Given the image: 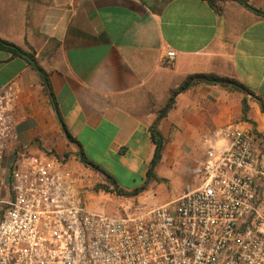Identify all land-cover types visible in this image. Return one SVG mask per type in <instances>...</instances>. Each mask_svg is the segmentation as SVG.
Instances as JSON below:
<instances>
[{
	"label": "crops",
	"instance_id": "obj_1",
	"mask_svg": "<svg viewBox=\"0 0 264 264\" xmlns=\"http://www.w3.org/2000/svg\"><path fill=\"white\" fill-rule=\"evenodd\" d=\"M144 1L45 0L30 27L25 6L24 25L0 30V39L34 52L48 74L63 124L76 142L67 140L36 71L23 58L0 50V91L13 82L20 88L19 145L28 154L66 162L92 178L94 185L107 184L102 173L77 161L81 150L124 193L141 187L128 186L126 177L133 183L136 175L148 186L156 183L146 178L155 151L150 128L186 78L206 74L233 79L264 102V18L230 1L219 5V12L204 0ZM248 2L264 10V0ZM167 51L175 52L171 65L164 60ZM243 98L239 91L205 84L177 95L158 123L164 147L155 176L164 180L161 166H183L194 178L190 186L196 188L206 158L205 141H216L217 129L231 124L261 135L264 114L247 98L246 117L255 126L243 120ZM113 163L123 172H116ZM145 193L106 196L143 204ZM99 203L96 206L102 207ZM98 212L122 216L103 207Z\"/></svg>",
	"mask_w": 264,
	"mask_h": 264
},
{
	"label": "built area",
	"instance_id": "obj_2",
	"mask_svg": "<svg viewBox=\"0 0 264 264\" xmlns=\"http://www.w3.org/2000/svg\"><path fill=\"white\" fill-rule=\"evenodd\" d=\"M19 101L0 91V264H264V131L220 127L198 187L112 216L89 209L84 175L19 145Z\"/></svg>",
	"mask_w": 264,
	"mask_h": 264
},
{
	"label": "trees",
	"instance_id": "obj_3",
	"mask_svg": "<svg viewBox=\"0 0 264 264\" xmlns=\"http://www.w3.org/2000/svg\"><path fill=\"white\" fill-rule=\"evenodd\" d=\"M204 1H206L207 4L211 8L216 10L217 12L220 11L219 5H221L225 2H229V1L235 2V3L239 4L240 6L244 7L245 9L251 11L255 15H257L261 18H264V10L253 7L251 4H249L248 0H204ZM144 2L147 3L149 1L145 0ZM150 8H151V10H154V8H152L151 6H150ZM0 50L10 53L12 57L23 58L26 61V63L33 70L36 71V73L38 74L39 78L42 81V85L44 87V90H45L47 96L49 97L51 106L58 116L59 122L61 124V128H62L67 140L69 142L76 143L75 140L67 132V130L63 124V121H62L60 114H59L57 102H56L54 95L52 93V90H51L48 74L37 63V61L35 59L34 52L31 49H29V51H23L22 49H20L16 45H14L10 42L4 41L2 39H0ZM199 84L219 85V86L228 87L232 90L239 91V92L243 93L244 94V98L242 100L243 120L252 124L253 127L255 126L254 123L252 121L248 120L246 117L247 112L249 110V107L247 104V98L254 99L257 102V104L259 105L261 113L264 114V102L262 101V99L255 96L251 91H249L243 85H241L240 83H238L237 81H235L233 79L221 78V77H218L215 75H206V74L193 75V76L186 78L185 81L177 89H175L171 92L167 104L158 113L157 120H156L155 124L150 128L151 139L155 145V151H154L153 158L149 163V168H148V171L146 174L147 179H152L156 182L163 181L162 179L157 178L155 176V172H154L155 167L158 165V163L161 159L163 147H164V140L158 131L159 121L162 118H164L166 116L167 112L171 109L177 95H179L180 93L190 89L193 86L199 85ZM252 133L255 134L256 132L253 131ZM76 159L78 162H80L84 166L90 167L93 171L100 172L105 176L107 184L99 185L98 187H95V190L102 189L105 193L115 194L117 196H124V197L137 196L144 190V186H142L138 189L133 190L131 193H124L118 189L115 181L109 175H107L104 171L100 170L96 165H94L93 163L88 161L86 159L84 153L81 150H79V152L77 153Z\"/></svg>",
	"mask_w": 264,
	"mask_h": 264
},
{
	"label": "rangeland",
	"instance_id": "obj_4",
	"mask_svg": "<svg viewBox=\"0 0 264 264\" xmlns=\"http://www.w3.org/2000/svg\"><path fill=\"white\" fill-rule=\"evenodd\" d=\"M44 1L45 0H0V30L9 31L11 29H14L15 27L19 28L20 26L24 25L23 10L25 9V6L27 7V26L30 27L36 22L38 18L37 15L41 11L40 5ZM113 164H116V167L113 168L116 172H123L117 166V163ZM77 166L80 167L79 164ZM174 166L175 164L171 167V170L166 169L164 166H161V171L159 170V172L161 176H163L164 180L161 182L155 181L156 183L150 184V186H148V182H146V180H143L142 177L137 175L135 178L136 181L134 183V179L131 177H126V179H124V182H126V184H129L128 186H134V184L135 186H144V190H146L147 193L143 195V204H139L134 200H132L131 202H129L128 200H120L117 199L116 196H106L107 193H105L102 189H94V187H98L99 185H101L99 184L100 182H97L94 185V181H91L92 188L87 193L88 196L92 197L90 200H87L89 209L98 212L103 207L109 213L115 212L118 215L124 216L127 214L136 213L143 208L154 207L155 204H165L172 202L178 196V194H181L185 185H190L194 180L189 171L183 169V166H178L177 168H174ZM157 183L161 184L158 185ZM98 201L101 202V204L99 203V205H102V207L96 206Z\"/></svg>",
	"mask_w": 264,
	"mask_h": 264
}]
</instances>
